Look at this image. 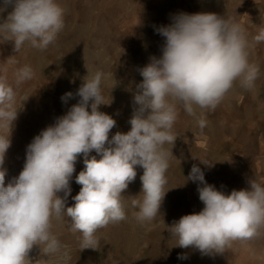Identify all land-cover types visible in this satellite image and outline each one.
Segmentation results:
<instances>
[{
  "label": "clouds",
  "instance_id": "obj_1",
  "mask_svg": "<svg viewBox=\"0 0 264 264\" xmlns=\"http://www.w3.org/2000/svg\"><path fill=\"white\" fill-rule=\"evenodd\" d=\"M5 12L0 32L9 34L16 51L25 42L46 49L64 26V10L57 0H0V17ZM157 31L165 38L162 55L153 56L140 69L143 80L136 86L137 107L127 133L117 132L110 138L116 121L99 110L104 104L103 73L97 72L78 89L79 102L28 145L23 170L7 185L3 165L11 141L10 135H0V264H32L29 252L34 245H44L46 255L60 254V241L51 233L53 215H66L71 230L82 234V248L94 249L99 229L126 219L123 193L135 181L137 166L144 170L140 177L144 195L142 202L134 200L133 205H139V221H152L166 195L169 164L163 145L176 140L171 133L177 118L174 102L195 116L197 107L215 109L235 81L251 88L258 78L259 67L249 63L248 41L241 28L222 16L180 14ZM255 39L264 41V30ZM15 75L19 84L31 79L33 70L25 66ZM72 95L66 93L62 100ZM14 103L13 87L0 77V127L10 134L18 115ZM205 123L199 120L201 128ZM93 151L96 155H90ZM80 156L85 167L75 182L81 188L72 197L74 204L66 206ZM187 179L202 185L198 192L204 207L169 227L171 237L178 240L176 246L212 256L224 253L234 241L260 235L264 186L250 180L249 189L227 194L208 184L196 165ZM61 192L63 197L58 195Z\"/></svg>",
  "mask_w": 264,
  "mask_h": 264
},
{
  "label": "rangeland",
  "instance_id": "obj_2",
  "mask_svg": "<svg viewBox=\"0 0 264 264\" xmlns=\"http://www.w3.org/2000/svg\"><path fill=\"white\" fill-rule=\"evenodd\" d=\"M57 2L64 10V26L46 49L25 42L16 51L9 34L0 32V77L13 87L18 109L11 134L0 127V135H10L11 141L3 165L6 185L23 170L28 145L79 102L78 89L97 72L103 73L104 104L99 110L116 121L110 138L117 132L127 133L137 107L136 86L143 80L140 69L153 56L162 55L165 38L157 30L170 25L177 15L214 13L237 24L248 41L249 63L259 67V75L251 88L235 81L215 109L197 107L195 116L174 102L177 118L171 133L176 140L163 145L169 164L166 195L152 221H139V205H133L134 200L142 202L144 195L140 179L144 170L137 166L135 181L123 193L126 219L99 229L94 249L82 248V234L71 230L66 215H53L51 233L60 241L61 253L46 255L44 245H34L29 252L32 264H264V229L255 239L234 241L224 253L212 256L176 246L177 238L169 233L175 221L204 207L198 192L202 185L187 179L193 165L201 169L208 184L227 194L249 189L250 180L264 186V41L255 39L264 30V0ZM6 16L7 12L0 19ZM25 66L33 70V76L17 84L15 74ZM69 92L73 95L65 102L62 97ZM200 119L206 122L203 128ZM90 155H96L95 151ZM84 167L80 156L66 206L74 204L72 197L81 188L75 177ZM181 255L187 258L180 259Z\"/></svg>",
  "mask_w": 264,
  "mask_h": 264
}]
</instances>
